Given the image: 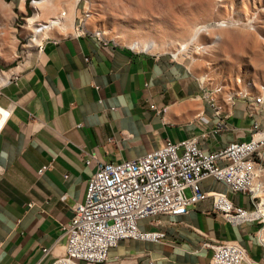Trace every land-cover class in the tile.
Segmentation results:
<instances>
[{"label":"crops","instance_id":"0c3cea01","mask_svg":"<svg viewBox=\"0 0 264 264\" xmlns=\"http://www.w3.org/2000/svg\"><path fill=\"white\" fill-rule=\"evenodd\" d=\"M30 15L29 0H0V71L12 72L0 86V108L10 112L0 130V264H51L63 254V228L72 207L84 203L98 161H133L192 138L205 153H216L249 141L254 123L264 127V107L241 97L217 96L222 112L216 114L207 99L213 89L190 63L81 35L78 12L72 29L53 31L41 51L23 50ZM222 43L227 49L230 41ZM21 52L26 56L19 64ZM220 121L225 128L216 132ZM201 189L210 196L187 215L139 223L142 231L165 233L161 243L122 241L110 261L210 264L213 247L232 241L247 250L243 264H264L262 227L227 222L214 211L211 195L225 194L250 212L251 199L213 178Z\"/></svg>","mask_w":264,"mask_h":264},{"label":"built area","instance_id":"2783aa9c","mask_svg":"<svg viewBox=\"0 0 264 264\" xmlns=\"http://www.w3.org/2000/svg\"><path fill=\"white\" fill-rule=\"evenodd\" d=\"M43 2L29 0L31 15L24 20V25L28 26L30 20L35 24L22 45L23 50L33 47L41 51L45 41L50 40L51 33L60 25L53 19L41 20L40 7ZM83 2L85 0H81L80 4ZM65 16L63 13L62 17ZM90 18V9H84L78 18L79 33L104 41L106 37L101 31L88 30ZM226 24L229 27L234 25ZM167 54L174 61H179L181 56ZM25 56L21 52L16 62L20 64ZM249 88L252 90L254 87L249 85ZM222 93L223 88H214L207 98L218 115L222 107L216 106V100ZM234 97H227V101L232 102ZM240 97L252 104L253 108L264 107V85L260 87L259 96L245 92ZM0 115L3 119L1 130L10 112L0 108ZM224 128V121H220L216 132ZM47 169L44 167L40 173ZM208 178L222 182L232 193L244 194L251 199L255 205L252 212L235 206L225 194L211 195L214 211L227 222L234 226L246 223L260 225L258 242L264 246V214L260 209L264 204V127L254 123L249 141L232 143L216 153H205L199 147L198 138H192L180 143L167 142L161 149L133 161L120 164L98 161L97 170L88 182L84 203L72 207L71 223L63 228L66 241L64 252L51 264H125L118 261L112 263L111 250L126 240L161 243L165 233L142 231L139 223L161 215H187L190 207L210 196L201 189V182ZM187 191H190V196ZM50 251L44 249V254L48 255ZM213 251L210 264L248 262L247 250L236 242H220L213 247Z\"/></svg>","mask_w":264,"mask_h":264},{"label":"rangeland","instance_id":"374dc122","mask_svg":"<svg viewBox=\"0 0 264 264\" xmlns=\"http://www.w3.org/2000/svg\"><path fill=\"white\" fill-rule=\"evenodd\" d=\"M91 1L87 28L101 31L107 40L126 46L132 40L173 43L170 49L150 53L176 54L177 41L189 40L199 25L205 26L208 30L199 33L190 53L180 56L179 61L190 63L197 72L201 69L199 78L212 89L223 88L225 97H240L245 92L260 95L264 85V0ZM86 8V3L79 4L78 17ZM63 12L60 9L56 15ZM50 17L45 15L41 20ZM220 22L234 25L221 29ZM217 35L222 37L219 44H215ZM225 37L230 41L227 49L222 43ZM246 68L253 73H245Z\"/></svg>","mask_w":264,"mask_h":264},{"label":"bare ground","instance_id":"6f19581e","mask_svg":"<svg viewBox=\"0 0 264 264\" xmlns=\"http://www.w3.org/2000/svg\"><path fill=\"white\" fill-rule=\"evenodd\" d=\"M80 1L81 0H44L42 6L40 7V17H44L45 15H47L48 14L47 10H50L51 14H49V15H51V17L49 19H53V20L59 22L60 25H59L57 31H61V32L65 33L69 29H72V27L74 26V22L76 20L75 16L78 12V7L80 4ZM85 3L87 5L86 9H91L90 7H91V5H93L92 1L91 0L90 1L85 0ZM60 9H62L64 11L63 13L66 14V16L64 18L62 17L63 13L61 15H56ZM226 23L227 22H220L218 27L221 29L229 27V25ZM34 24H35V22L33 20H30L28 22V26H26L27 29L29 31L34 29V27H32V26H34ZM199 26L201 28L198 27L197 29H195V33L193 34V36L189 40L177 41V42H179V47L176 48V50H175L176 54L182 56L183 54L190 53V51L192 50V43H194L195 41L198 40L199 33H201L202 31L204 32V31L208 30V29L206 30L205 26H202V25H199ZM215 39H216L215 44H219L222 40V37L217 35ZM181 41H183V42H181ZM172 44L173 43H171V45L170 44L168 45L166 43L161 44V43H158L156 41L132 40L130 42L129 47L133 50L141 49L144 51L151 52V51L163 50V49H167V48L170 49L171 48L170 46H173ZM199 49L201 50L202 48H199ZM11 74H12L11 71L10 72H3L0 74V86L6 84L8 82ZM2 121H3V119H2V116L0 115V124L2 123ZM260 209H261V212L264 214V204L260 207ZM263 236H264V232H263Z\"/></svg>","mask_w":264,"mask_h":264}]
</instances>
